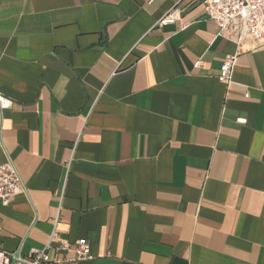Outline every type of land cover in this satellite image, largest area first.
Returning a JSON list of instances; mask_svg holds the SVG:
<instances>
[{"label":"crops","instance_id":"obj_1","mask_svg":"<svg viewBox=\"0 0 264 264\" xmlns=\"http://www.w3.org/2000/svg\"><path fill=\"white\" fill-rule=\"evenodd\" d=\"M251 44L224 83L239 47L200 0H0V165L27 187L0 200V248L28 255L56 229L90 242L69 264H264Z\"/></svg>","mask_w":264,"mask_h":264},{"label":"built area","instance_id":"obj_2","mask_svg":"<svg viewBox=\"0 0 264 264\" xmlns=\"http://www.w3.org/2000/svg\"><path fill=\"white\" fill-rule=\"evenodd\" d=\"M207 17L213 20L220 29V34L235 41L238 52L228 55L222 66L219 79L224 83L232 80L238 55L244 51L243 43L250 39L252 44L248 51L264 48V0H200ZM180 16L176 6L162 19L159 25L175 23ZM249 96L248 93L245 95ZM11 101L0 93V114L10 107ZM2 124L0 122V135ZM27 191L22 176L11 157L0 165V200L4 206L12 199ZM1 231V227H0ZM57 243V244H56ZM54 250V254H51ZM90 242L81 238L75 243L64 240L56 229L50 235L49 241L42 248H33L28 255L20 251L8 252L0 248V264H69L78 261L91 260Z\"/></svg>","mask_w":264,"mask_h":264}]
</instances>
